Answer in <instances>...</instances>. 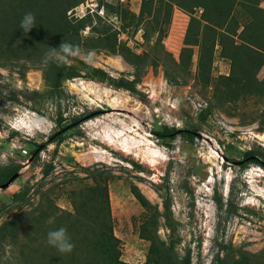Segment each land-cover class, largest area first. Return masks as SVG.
Segmentation results:
<instances>
[{
    "label": "rangeland",
    "instance_id": "374dc122",
    "mask_svg": "<svg viewBox=\"0 0 264 264\" xmlns=\"http://www.w3.org/2000/svg\"><path fill=\"white\" fill-rule=\"evenodd\" d=\"M141 1L83 0L69 14L79 18L97 12L104 18L100 3L138 14ZM259 7L264 9V2ZM128 20L110 15L119 40L137 54L150 50L156 33L146 43L143 34L149 27L122 29ZM188 20L175 7L159 48L161 56L169 52L176 64ZM88 33L86 28L83 34ZM89 50L95 52L93 63L70 57L67 64L82 61L112 79L135 78L133 67L119 55L82 49L85 54ZM45 62V57L0 56V156L9 160L0 169L19 166L15 178L0 187V229L6 234L0 239V264H46L48 258L69 264L73 251L60 253L48 244V233L59 229L57 215L74 212L75 191L97 185L107 189L113 233L121 241L120 261L145 264L149 242L140 239L138 228L148 212L130 187L136 186L161 212L162 194L156 184L167 170H172L169 194L179 242L173 252L179 260L189 250V264H218L219 258L238 259L242 253L249 255L250 263L264 264V168L243 157L251 151L264 160V67L254 74L260 93L236 92L221 105L212 99V91L219 76L229 75L231 61L221 55L220 47L214 50L207 89L196 79L194 54L188 72L176 70L171 61L146 67L135 84L136 93L76 78L63 84V96L55 100L43 76ZM93 112L100 115L80 121L59 143L33 155L36 146L59 131L58 121L68 125ZM36 124L42 130L33 128L29 135L27 129ZM163 126L194 131L193 141L182 136L157 139L152 132ZM215 190L231 202L228 210L218 211ZM38 211L45 219L34 222ZM159 225L157 234L167 244L163 219Z\"/></svg>",
    "mask_w": 264,
    "mask_h": 264
},
{
    "label": "trees",
    "instance_id": "16d2710c",
    "mask_svg": "<svg viewBox=\"0 0 264 264\" xmlns=\"http://www.w3.org/2000/svg\"><path fill=\"white\" fill-rule=\"evenodd\" d=\"M262 2L264 0H142L138 14L128 11L121 5L113 8L107 3H100L99 7L104 9V18L97 15V12L78 18L71 16L72 12L70 14L69 12L82 4L83 0H0V56L9 59L17 55V58L25 60L32 57L43 58L50 48H58L64 41L81 50L101 49L119 55L135 70L134 79L116 80L110 78L104 70L82 61H77V65H71L47 60L42 68L43 76L50 89V95L55 100H60L63 96V84L76 78L109 83L116 88L136 93L135 84L140 80L146 67L157 68L160 61H171L175 64L176 70L188 72L194 54H197L196 79L207 89L211 80L210 67L214 50L220 47L221 55L231 61V68L229 75L217 78L212 99L217 104L223 105L224 98L227 97L225 99L231 101L233 93L243 92L249 95L262 91H256L258 85L254 78V74L264 67V9L259 7ZM175 7L189 17L177 64L169 52L165 51L162 56L159 53L162 38L166 34ZM241 8L242 12H239ZM29 12L35 14L36 26L29 33L24 34L20 29V23L24 15ZM111 14L120 19H129L123 24L124 30L130 27L139 29L143 25L149 27V32L143 34L146 43H150L152 34L156 33L155 43L151 45L150 50L137 54L124 41L119 40L120 32L109 21ZM86 28L89 29L88 35L83 34ZM249 63L251 65H248ZM98 115L100 112H93L75 118L68 125L58 121L59 131L44 144L36 146L33 155L39 154L50 144L59 143L63 139L62 136L80 121ZM152 134L162 141L174 140L182 136L192 142L194 138V131L167 126L159 128ZM243 157L245 162L264 168V160H260L254 152L248 151ZM18 170L19 166L16 165L0 169V187L6 186L15 178ZM171 171L167 170L161 177L162 182L156 184L158 192L162 194L161 212L153 209L151 203L136 186L130 187L135 200L148 212V216L144 217L138 228L140 239L149 242L145 264H189V250L184 252L180 260L173 252L179 242L176 238V223L171 212L169 194ZM48 172L49 169L46 168L45 175ZM231 193L232 188L229 195ZM213 201L219 212L224 208L228 210L231 206L229 199H224L216 190ZM71 205L74 209L73 213L62 212L56 216V220H59L58 228H66L68 236L75 245L69 264H125L120 261L121 241L113 233L106 187L97 185L75 191ZM38 212L32 221L45 219L43 211ZM159 219H163L164 226L169 232L167 244L157 234ZM5 237L6 234H3L1 228L0 239H6ZM242 254L238 259L219 258L218 264H252L249 255ZM48 260L46 264H62L59 263L58 258L56 260L48 258Z\"/></svg>",
    "mask_w": 264,
    "mask_h": 264
},
{
    "label": "clouds",
    "instance_id": "9594fccd",
    "mask_svg": "<svg viewBox=\"0 0 264 264\" xmlns=\"http://www.w3.org/2000/svg\"><path fill=\"white\" fill-rule=\"evenodd\" d=\"M76 9V8H75ZM36 26L35 14L26 13L21 20L20 29L23 30L24 34L29 33L33 27ZM17 43H20L17 41ZM95 52L89 50L86 54L77 46H74L71 43L62 42L58 48H50L47 53H45V60H52L58 64H66L69 62V58H79L82 57L86 63H93V58ZM33 128L37 130H42L40 124L33 125L27 129L29 135H33ZM9 160L7 156H0V165L7 166ZM47 242L49 245L55 247L62 254H70L75 245L71 242L70 237L67 234V230L64 227H61L57 230L50 231L48 233Z\"/></svg>",
    "mask_w": 264,
    "mask_h": 264
}]
</instances>
